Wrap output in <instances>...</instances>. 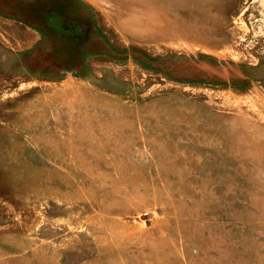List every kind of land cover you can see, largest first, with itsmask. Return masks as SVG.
Masks as SVG:
<instances>
[{
  "label": "rangeland",
  "instance_id": "obj_1",
  "mask_svg": "<svg viewBox=\"0 0 264 264\" xmlns=\"http://www.w3.org/2000/svg\"><path fill=\"white\" fill-rule=\"evenodd\" d=\"M0 264H264V0H0Z\"/></svg>",
  "mask_w": 264,
  "mask_h": 264
}]
</instances>
